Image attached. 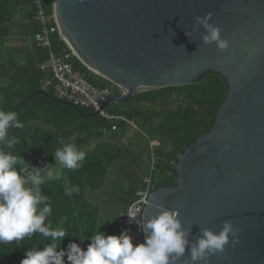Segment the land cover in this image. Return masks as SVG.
<instances>
[{"label": "water", "instance_id": "obj_1", "mask_svg": "<svg viewBox=\"0 0 264 264\" xmlns=\"http://www.w3.org/2000/svg\"><path fill=\"white\" fill-rule=\"evenodd\" d=\"M207 14L227 42L223 50L203 42L209 32L196 18ZM52 17L73 58L117 89L101 111L137 94L198 85L206 75L224 80L211 130L176 156L173 183L146 196L139 239L164 210L178 213L192 247L202 230L218 234L231 221L238 242L230 235L224 252L195 262L186 247L175 264H264V0H53Z\"/></svg>", "mask_w": 264, "mask_h": 264}, {"label": "trees", "instance_id": "obj_2", "mask_svg": "<svg viewBox=\"0 0 264 264\" xmlns=\"http://www.w3.org/2000/svg\"><path fill=\"white\" fill-rule=\"evenodd\" d=\"M52 1L41 0L46 16H52ZM30 15L32 17V7ZM13 16L14 10L9 0H0V68L4 60V41L10 35ZM37 31V27L30 23L27 38H31ZM50 42L56 55L65 54L63 51L70 53L57 34L51 36ZM44 58V51L33 46L24 63L18 64L13 70L7 69L0 78V109L13 111L19 106L15 112L24 124L23 129L9 128L10 137L21 138V143L10 151L22 155L27 164L39 168L54 165L53 153L62 146L60 141L63 139L69 142L68 138L61 136L63 132L72 129L79 148L86 140L101 139L111 128L110 123L100 117L81 116L92 114L91 110L77 107L80 111L77 113L65 105L51 102L35 93L39 90L42 80L37 66L45 61ZM68 61L73 71L78 72L93 87L108 89L113 94L117 92L113 85L92 75L75 58L70 57ZM226 93L224 80L217 75H206L198 85L137 94L125 106L113 104L106 111L133 121L137 124V129L150 141L158 143L151 152L153 165L150 177L153 189H158L173 183L176 156L193 145L198 137L211 130L216 111L224 101ZM159 100L173 101L177 108L172 111H150L138 107L140 103ZM85 153V159L78 171L62 167L59 178L45 180L41 185V194L47 196L52 205V213L48 218L52 221V227L55 229L62 226L69 234L59 242L57 248V251H65V264H70L67 260V248L70 243H77L82 250H86L91 242L90 237L101 220V208L93 197L103 189L108 171L121 158L120 148L108 143L96 144ZM66 184L78 186L79 195L65 196ZM45 222L47 223V220ZM96 231L102 232L100 226ZM49 243H53L51 238H44L37 233L31 239L26 237L19 247L15 242L0 244V264H20L26 248L36 246L37 250H42L44 245ZM13 248L15 249L11 252Z\"/></svg>", "mask_w": 264, "mask_h": 264}, {"label": "clouds", "instance_id": "obj_3", "mask_svg": "<svg viewBox=\"0 0 264 264\" xmlns=\"http://www.w3.org/2000/svg\"><path fill=\"white\" fill-rule=\"evenodd\" d=\"M210 16L211 14H207L204 18H196L197 24L203 25L209 32L203 37V42L207 44L215 41L223 50L227 47V42L220 39L217 27L208 24ZM185 35L189 33L186 32ZM9 128L23 129L24 124L17 112L0 109V244L15 242L19 247L26 237L31 239L38 233L44 238H51L53 243L44 245L42 250H37L36 246L26 248L20 264H65L63 257L66 253L64 250L57 251V248L59 242L69 234L62 226L55 229L52 227V221L48 219L52 213V205L49 198L41 194L45 178H59V173L49 167L31 166L22 155L13 154L10 150L21 143V138L10 137ZM68 140L69 142L63 139L60 141L62 146L54 151V160L63 168L78 171L86 153L77 147L74 136ZM79 193L80 188L76 185L66 184L64 187L65 196L72 197ZM107 222L111 223L112 219ZM99 226L100 224L96 226L91 235V242L86 250H82L74 242L68 245L67 260L70 264H175L186 247L194 262L203 261L210 253L224 252L230 235L234 237V243L239 240L233 231L232 222L226 221L218 234L202 230L196 245L192 247L178 219V213L168 210L149 218L143 224L145 240L135 246L127 230L119 235H106L96 231Z\"/></svg>", "mask_w": 264, "mask_h": 264}, {"label": "crops", "instance_id": "obj_4", "mask_svg": "<svg viewBox=\"0 0 264 264\" xmlns=\"http://www.w3.org/2000/svg\"><path fill=\"white\" fill-rule=\"evenodd\" d=\"M9 2L13 6L14 16L10 25V35L4 41V60L3 66L0 68V78L4 76L7 69L13 70L18 64L24 63L30 56V51L33 49L31 38H27L30 23H33L30 15L31 0H9ZM169 104L170 100H159L156 102H143L140 103L138 107H143L150 111H172L173 109L169 107ZM126 128L127 127L123 125L122 127H118L115 132L107 131L101 139L86 140L84 145L79 147L80 150L85 152L93 148L96 144L108 143L117 146L121 150V158L111 167L113 168L112 172H114V175H108L104 182L103 189L93 197V200L98 203L101 208L100 229L102 233L106 235L113 234L115 219L124 211L127 204L131 202L134 193L141 188L143 184L142 180L144 181L149 170V168H144L145 161L148 160V155H150L152 150L158 145L157 142L150 141L140 130H137L138 142H132L129 134L125 132ZM61 136L70 138L75 136V133L70 129L63 132ZM140 177H143V179ZM120 179L125 181L120 183ZM111 181L114 183H110ZM124 191L133 192L129 200L119 209L120 212L117 217H115V212L111 209L110 205L112 202L110 200L111 198L106 193L110 194V196H115V193L117 194ZM108 219H112V222H107Z\"/></svg>", "mask_w": 264, "mask_h": 264}, {"label": "built area", "instance_id": "obj_5", "mask_svg": "<svg viewBox=\"0 0 264 264\" xmlns=\"http://www.w3.org/2000/svg\"><path fill=\"white\" fill-rule=\"evenodd\" d=\"M31 7L32 21L38 29L31 37V41L36 49L44 51L46 58L44 62L37 66L38 71L42 74L39 90L44 93H51V97L58 101L70 103L78 108L97 113L98 117L110 123V131L112 132H115L119 125L138 130L133 121H129L123 116L110 114L106 109L100 110L101 105L113 93L108 89L93 87L78 72L73 71L68 61L72 57L71 53L63 51L65 54L56 55L52 51L50 38L54 34L58 35L54 19L52 16L44 14L41 0H31ZM152 165L153 157L142 188L134 194L133 199L116 218L113 226V234L115 235L127 230L134 246L140 243L139 234L141 231L139 230L140 224L137 222V217H139L143 205L147 204L144 201L146 196L153 189L150 182Z\"/></svg>", "mask_w": 264, "mask_h": 264}, {"label": "rangeland", "instance_id": "obj_6", "mask_svg": "<svg viewBox=\"0 0 264 264\" xmlns=\"http://www.w3.org/2000/svg\"><path fill=\"white\" fill-rule=\"evenodd\" d=\"M174 104V105H173ZM111 106V105H110ZM169 107H172V109L173 110H175L176 108H177V104L175 103V102H173V101H170V104H169ZM136 126H137V124H136ZM128 130V131H127ZM126 133H128L129 134V137H130V140L133 142L134 141V143H136V142H138L137 141V130H134V129H131V128H129V127H127L126 128V131H125ZM156 142V141H155ZM147 148V147H146ZM143 152H144V150H143ZM145 153V152H144ZM151 159H152V155L150 154V155H148V160L147 161H145V165H144V168H150V165H151ZM53 160H54V157H53ZM116 163V162H115ZM114 165V164H113ZM146 165H147V167H146ZM50 169H52L54 172H60V170H61V168H62V166L59 164V162H55V160H54V165L53 166H51V167H49ZM113 171V168H111V170H109L108 171V175H114V172H112ZM56 177L54 176L53 177V179H55ZM140 178H142L143 179V177H140ZM139 178V179H140ZM134 179V178H133ZM45 180H48L47 178H45ZM52 180V179H51ZM125 180H123V179H120L119 180V182L120 183H123ZM142 182H143V180H142ZM110 183H114L113 181H111ZM137 191V190H136ZM132 192L133 191H131V192H129V191H124V192H120V193H115L114 195L115 196H110V194H108V193H106L111 199V203H110V205H111V209L115 212V217H117V215L119 214V212H120V208L122 207V205L126 202V201H128L129 200V197L132 195ZM135 192V191H134ZM136 193V192H135ZM134 193V194H135ZM121 205V206H120ZM125 210V209H124Z\"/></svg>", "mask_w": 264, "mask_h": 264}, {"label": "bare ground", "instance_id": "obj_7", "mask_svg": "<svg viewBox=\"0 0 264 264\" xmlns=\"http://www.w3.org/2000/svg\"><path fill=\"white\" fill-rule=\"evenodd\" d=\"M53 48V47H52ZM54 49V48H53ZM33 57V56H32ZM73 57V56H72ZM35 58V57H34ZM45 59V58H44ZM31 60V59H30ZM51 96V95H50ZM18 110V109H17Z\"/></svg>", "mask_w": 264, "mask_h": 264}]
</instances>
